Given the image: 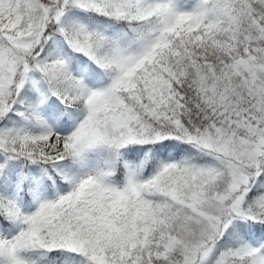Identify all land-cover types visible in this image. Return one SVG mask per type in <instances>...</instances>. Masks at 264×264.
I'll return each instance as SVG.
<instances>
[{
    "label": "snow or ice",
    "instance_id": "snow-or-ice-1",
    "mask_svg": "<svg viewBox=\"0 0 264 264\" xmlns=\"http://www.w3.org/2000/svg\"><path fill=\"white\" fill-rule=\"evenodd\" d=\"M0 264H264V0H0Z\"/></svg>",
    "mask_w": 264,
    "mask_h": 264
}]
</instances>
